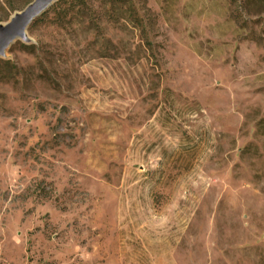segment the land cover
<instances>
[{"label": "rangeland", "instance_id": "rangeland-1", "mask_svg": "<svg viewBox=\"0 0 264 264\" xmlns=\"http://www.w3.org/2000/svg\"><path fill=\"white\" fill-rule=\"evenodd\" d=\"M81 1L0 57V264H264V0Z\"/></svg>", "mask_w": 264, "mask_h": 264}, {"label": "water", "instance_id": "water-1", "mask_svg": "<svg viewBox=\"0 0 264 264\" xmlns=\"http://www.w3.org/2000/svg\"><path fill=\"white\" fill-rule=\"evenodd\" d=\"M55 1L32 0L21 11L14 13L6 23L0 24V57L4 56L14 41H29L26 34L29 25Z\"/></svg>", "mask_w": 264, "mask_h": 264}, {"label": "trees", "instance_id": "trees-1", "mask_svg": "<svg viewBox=\"0 0 264 264\" xmlns=\"http://www.w3.org/2000/svg\"><path fill=\"white\" fill-rule=\"evenodd\" d=\"M75 1L82 2L81 0H75Z\"/></svg>", "mask_w": 264, "mask_h": 264}]
</instances>
